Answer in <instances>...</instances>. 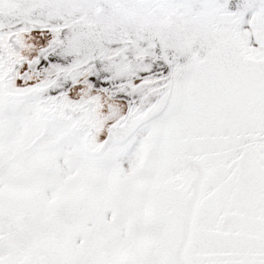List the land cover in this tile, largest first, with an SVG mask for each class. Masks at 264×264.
I'll list each match as a JSON object with an SVG mask.
<instances>
[{
	"label": "snow or ice",
	"instance_id": "obj_1",
	"mask_svg": "<svg viewBox=\"0 0 264 264\" xmlns=\"http://www.w3.org/2000/svg\"><path fill=\"white\" fill-rule=\"evenodd\" d=\"M0 264H264V0H0Z\"/></svg>",
	"mask_w": 264,
	"mask_h": 264
}]
</instances>
